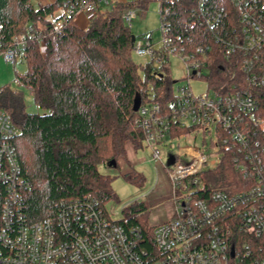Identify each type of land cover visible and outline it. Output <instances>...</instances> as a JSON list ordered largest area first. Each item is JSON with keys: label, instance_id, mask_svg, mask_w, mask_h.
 Wrapping results in <instances>:
<instances>
[{"label": "built area", "instance_id": "2783aa9c", "mask_svg": "<svg viewBox=\"0 0 264 264\" xmlns=\"http://www.w3.org/2000/svg\"><path fill=\"white\" fill-rule=\"evenodd\" d=\"M97 1H77L67 15L83 13L91 21L99 5L111 9L129 2ZM136 10L123 15L130 30ZM168 11L159 12L160 40L135 36L133 52L156 66L176 56L186 70L187 85H174V100L166 108L141 105L135 120L149 161L168 171L173 218L152 227L148 239L140 227L119 225L89 203L61 204L55 219L31 221L24 200L31 185L14 143L19 130L11 115L0 111V264H264V116L256 96L264 89V0H195L187 30L202 29L209 43L192 49L184 33L171 31ZM25 45L26 38L16 37L1 56L14 68L15 88L33 94L17 70ZM219 56L233 60L243 84L231 94H216L208 85L206 94H195L191 81L205 80ZM170 155L175 161L167 167ZM226 156L240 183L232 193L206 192L202 174Z\"/></svg>", "mask_w": 264, "mask_h": 264}, {"label": "trees", "instance_id": "16d2710c", "mask_svg": "<svg viewBox=\"0 0 264 264\" xmlns=\"http://www.w3.org/2000/svg\"><path fill=\"white\" fill-rule=\"evenodd\" d=\"M77 1L34 6L33 0H0V55L14 38H26L25 50L17 57V64L25 68L20 78L33 89L36 107L44 111L30 113L21 91L10 85L0 89V111L9 113L19 130L14 143L31 185L24 195L31 221L55 219L61 204L78 202L83 207L89 203L105 209L107 202L117 199L112 189L115 177L101 173L100 168H109L113 161L118 168L128 141L136 150L143 149L144 134L135 125L133 111L136 98H141L142 106L164 108L174 100L169 63L142 65L132 59L134 34L123 15L127 9L144 10L150 0L116 3L111 9L99 5L86 29L79 27L76 14L67 15ZM194 4L195 0L160 4V10H169L171 31L184 33L189 49L209 43L202 29L187 30ZM58 23L62 24L59 33ZM205 80L216 94H231L243 84V75L231 58L219 56ZM256 96L264 116V89ZM123 177L139 186L146 182L135 171ZM201 180L206 192L232 193L240 183L227 156L218 167L203 173ZM122 213L117 223L140 227L148 239L152 231L148 206L136 201Z\"/></svg>", "mask_w": 264, "mask_h": 264}, {"label": "rangeland", "instance_id": "374dc122", "mask_svg": "<svg viewBox=\"0 0 264 264\" xmlns=\"http://www.w3.org/2000/svg\"><path fill=\"white\" fill-rule=\"evenodd\" d=\"M131 1H144V0H127ZM34 6H38V1L33 0ZM160 3L156 0H150L147 7L142 10H136V19L132 23V32L134 36H147L153 34L155 42H158L161 38L160 33ZM80 19V20H79ZM77 24L80 28L86 29L89 25V20L84 18V14H78L76 18ZM132 59L136 64L145 65L150 62L146 57H141L136 53H132ZM17 70L20 74H24L25 68L22 65L17 64ZM170 71L172 79L175 82V87H183L187 85V81L184 80L186 70L183 62L176 56H170ZM16 74L14 68L7 65L3 57L0 55V89L10 85L14 90H19L24 95L25 103L30 113L44 114V111L38 109L34 103L33 94L26 88L16 89L13 84ZM190 86L195 94H206L207 82L206 80H193ZM16 87V88H15ZM133 145V142L128 141L125 146L126 155L118 159V168H100V172L103 174L111 175L115 177L112 182V189L117 196V199L110 200L105 205V210L110 215L113 221H119L123 218L122 209L134 201L143 202L148 206V223L150 226H158L156 223L159 219L169 215L170 211L174 210V201L172 197V186L167 169L159 163H149L147 159L150 157L148 150L139 151L137 157V163L134 164V170L138 174H142L146 182L144 185L131 183L126 180L123 175L125 168L129 164V157L127 156V146ZM183 144V143H181ZM175 150V147H174ZM164 164H167L164 161ZM128 173V172H126ZM132 173V172H130Z\"/></svg>", "mask_w": 264, "mask_h": 264}, {"label": "crops", "instance_id": "0c3cea01", "mask_svg": "<svg viewBox=\"0 0 264 264\" xmlns=\"http://www.w3.org/2000/svg\"><path fill=\"white\" fill-rule=\"evenodd\" d=\"M37 1H38V6L39 5L45 6V5L52 4V3L55 2V0H37ZM84 18L87 19V17L85 15H84ZM142 150L144 151L145 149L143 148L141 150H136L133 145L129 144L127 146V156L129 157V164L125 168V173L124 174H126V172H128V173L133 172L134 164L137 163V157H138L139 151H142ZM147 161L149 163H151L149 161V158L147 159ZM173 216H174V210L170 211L169 215L164 216L162 219H159V221H157L156 223H158V224L166 223L167 221L171 220L173 218Z\"/></svg>", "mask_w": 264, "mask_h": 264}, {"label": "water", "instance_id": "95a60500", "mask_svg": "<svg viewBox=\"0 0 264 264\" xmlns=\"http://www.w3.org/2000/svg\"><path fill=\"white\" fill-rule=\"evenodd\" d=\"M134 41H135V36H132V42L134 43ZM140 106H141V98L138 96V97L136 98V100H135L134 107H133V111H134L135 113H137L138 110H139V108H140ZM174 161H175L174 156H173V155H170V159H169V161H168V163H167V167H170L171 165H173ZM109 167H114V169H116V167H117L116 162L113 161V162L109 165Z\"/></svg>", "mask_w": 264, "mask_h": 264}]
</instances>
